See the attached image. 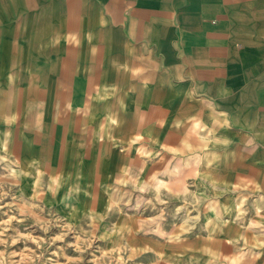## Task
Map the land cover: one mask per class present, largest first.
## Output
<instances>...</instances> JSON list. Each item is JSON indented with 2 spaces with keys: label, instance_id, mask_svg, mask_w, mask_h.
<instances>
[{
  "label": "crops",
  "instance_id": "0c3cea01",
  "mask_svg": "<svg viewBox=\"0 0 264 264\" xmlns=\"http://www.w3.org/2000/svg\"><path fill=\"white\" fill-rule=\"evenodd\" d=\"M0 130L5 155L17 142L31 162L24 183L108 192L143 143L198 140L228 190L255 144L264 161V0H0Z\"/></svg>",
  "mask_w": 264,
  "mask_h": 264
},
{
  "label": "rangeland",
  "instance_id": "374dc122",
  "mask_svg": "<svg viewBox=\"0 0 264 264\" xmlns=\"http://www.w3.org/2000/svg\"><path fill=\"white\" fill-rule=\"evenodd\" d=\"M16 143L13 159L0 149V264H230L231 252L237 264H253L264 245L260 145L228 190L204 176L198 140H186L153 151L143 143L136 159L127 152L119 162L124 170L111 171L108 192L82 194L69 177L24 183L32 165Z\"/></svg>",
  "mask_w": 264,
  "mask_h": 264
}]
</instances>
